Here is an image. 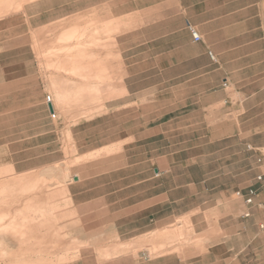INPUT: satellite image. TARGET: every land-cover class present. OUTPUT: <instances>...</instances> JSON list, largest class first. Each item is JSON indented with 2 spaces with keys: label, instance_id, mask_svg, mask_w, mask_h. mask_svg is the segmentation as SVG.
<instances>
[{
  "label": "crops",
  "instance_id": "1",
  "mask_svg": "<svg viewBox=\"0 0 264 264\" xmlns=\"http://www.w3.org/2000/svg\"><path fill=\"white\" fill-rule=\"evenodd\" d=\"M71 8L75 18L90 14L97 22L95 27L108 36L89 51L95 55L92 61L103 56L100 48L107 47L116 66L106 86L114 96L105 105L106 113L69 124L68 152L45 101L51 82L57 79L68 93L92 94L101 81L92 73L72 76L45 70V62L34 56L31 44L22 37L59 24ZM17 14L24 17L26 32L0 39V55L12 59L9 71H0V86L9 89L3 94L14 96L12 110L22 112L16 116V126L29 128L25 136L14 140L19 149L8 162L13 173L31 177L56 163L72 162L69 173L73 178L65 184V191L74 222L91 236L117 239V253L136 252L137 264H264V228L260 227L264 189L257 186L264 174L258 163L251 171L262 174L261 180L252 182L250 173L243 183H236L249 165L243 162V166L246 158L238 152L239 179L227 184L212 178L210 161L203 167L194 166L199 155L190 148L173 149L158 133L138 135L137 140L128 132L113 138L115 128L123 131L130 126L131 110H139L146 102L141 98L138 103L131 101V94H152V101L158 103L160 78L152 89L131 88L144 74L131 73V65L143 63L150 46L154 60L164 59L174 70L170 78L176 84L177 119H188L187 127L230 126L231 133L223 130L217 141L233 136L234 145L241 144L243 135H252L241 129L251 118L242 122L241 116L255 107L253 97L264 87L258 83L264 79V0H74L72 4L33 0ZM189 26L198 32L199 41L193 40ZM99 119L109 129L103 131ZM52 135L56 140H50ZM201 155L210 157L206 152ZM249 187L256 195L247 205L236 192ZM245 212H249L247 217ZM149 247L155 250L153 258Z\"/></svg>",
  "mask_w": 264,
  "mask_h": 264
},
{
  "label": "rangeland",
  "instance_id": "2",
  "mask_svg": "<svg viewBox=\"0 0 264 264\" xmlns=\"http://www.w3.org/2000/svg\"><path fill=\"white\" fill-rule=\"evenodd\" d=\"M30 1L33 0H0V39L10 38L18 32H26L28 28L23 23L25 22L24 17L21 14H17V12L21 10L25 3ZM73 1L67 0L70 4ZM67 11L68 15L66 19L60 21L59 24L56 23L50 27L40 28L41 30L38 33L23 36L22 38H24L25 43L31 44L34 56L38 60L45 62L46 66L42 65L46 70V67L52 69L48 65L58 59L56 55L49 54L50 47L59 44L56 38L64 32V35H67L73 31L85 30V35L81 39L84 45L81 49L75 51L76 57L71 58L69 63L78 66L79 69L75 75L83 76L92 73V75L99 78L101 83H98L97 89L91 90L92 94H80L77 92L68 93V91L61 89L62 83L58 82L57 79H53L51 82V93L48 95L52 99L50 107L54 110V122L57 127L58 136L64 143L63 145L66 150L70 152L69 124L79 119L106 113L105 105L114 97L107 93L106 86L116 63L115 58L109 54L107 47L100 48L104 49L103 56L95 60L96 62L92 61L95 55L89 51L95 49L96 45L94 46V44L104 43V40H107L108 36L103 30L101 31L95 27L97 26V22L90 19V14L82 18L79 16L75 18L72 8ZM84 22V25H76ZM64 27L67 29H63ZM45 40L49 41L46 42ZM73 41L75 42V40ZM144 55L143 63L131 65V73L144 72L143 76H140L139 84L135 80V82H132L131 88L137 90L139 86H145L152 89L153 83L161 79V85L159 84L160 91L156 95L158 103L152 101L154 98L152 94L146 93L143 96L131 94V101L138 103L139 100L137 99L141 98L140 100L146 99V102L144 105H140L139 110H136L135 107L131 110L130 126L124 127L123 131L121 128H115L116 131L113 133V138H119V136L128 132L135 136V140H137L138 135L158 133V135L164 138L165 144L172 146L173 149L190 148L195 156L199 155L195 159L194 166L199 165L203 167L206 161H210L209 167L211 176H213L212 178L216 181L223 180L227 184H231L239 179V172L237 171L240 170L241 166L238 152L243 153V157L246 159L242 163L245 162L246 164V162H249V165L243 163L245 167L243 168L244 173L241 175L242 179L236 181V183H243L247 179L245 174L250 173H252V182H256L257 176L260 173L257 175V170L251 171V167L257 166L258 163L263 168V171L261 168L258 170L264 174V87L259 88L258 93L253 97L255 107L241 116L242 122L248 121L251 118L250 122L244 124L241 129L242 132H252V135H248L249 137L243 135L241 144L236 145L232 143L235 138L233 136L227 135L224 141H217L218 136L223 134V130H225V134H228L231 133L232 127H187L186 124L189 123L188 119H177L176 116L179 115V111L176 110V103L174 102L176 97H178L175 94L176 84L175 79L170 78V76L174 75L172 65L164 59L160 63L157 60L155 61L154 49L151 46L146 47ZM11 60L9 55H0V71L8 72ZM102 67L105 68L104 74L99 73ZM54 71L57 72V70ZM155 72L158 74L160 72L161 75H155ZM100 78L103 79L100 80ZM8 79L9 74L6 80ZM82 80L85 81V78H82ZM55 83L60 85L59 89L61 93L67 94L64 100L56 101L55 97H53V91L57 90L55 88L56 85H54ZM258 83L260 84L259 86L264 85V79L259 80ZM8 90V87L2 88L0 86V184H5L7 179L12 177L21 179L11 182V189L17 191L12 202V213L15 210H20L24 206V202H26L27 206L20 211L18 216L32 221L34 226L32 231L33 237L43 236L44 238V246H42L43 248L41 247L43 254H36L38 248L31 247L30 249L33 251L28 257L21 254L20 251L22 249L19 248L15 239H11L10 249L17 252V254L10 261V264H124L122 257H126L127 261H124L126 264H137L139 259L133 249H130L133 253L121 256L117 253L118 249H116V246H119V243L116 242L117 239L91 236L93 233L82 232L80 225L74 222L75 213L67 205L68 196L65 191V184L73 178L72 174L69 173L72 162L68 160L56 163L48 167L43 173L41 172L31 177L13 173L8 162L11 156H16L15 154L17 153L15 152L19 149L18 143L14 140L25 136L29 128L26 126H16V116L22 112L12 110L15 103L13 101L14 96L3 94V91L8 92ZM82 90L86 92L90 91L86 88ZM45 101L49 104L46 97ZM136 103H134V106H136ZM154 104H156L157 112H154ZM73 107L74 110H61ZM138 115L142 117L140 121L137 119L140 118ZM102 120L99 119L98 121L102 123L100 128L103 131L109 129L106 126L105 120ZM144 122L148 124L142 126ZM226 122L228 123V120ZM55 138L56 135H52L50 140H56ZM188 138L192 139L191 143L185 142ZM206 138H209L211 142L207 144L205 142ZM246 138H250L251 141H247ZM41 141H45V139H39L40 143ZM247 143H250L252 149H247ZM22 146L25 147L26 145ZM202 152L209 153V159L202 156ZM259 158L261 159L260 162L258 161ZM23 186H28L29 188L25 193H20L19 189ZM257 186H263L264 189V177L263 181L258 183ZM143 246L146 247L145 244ZM149 251L152 253L150 257H155V254H153L155 250L149 247ZM0 264H5V262L2 261Z\"/></svg>",
  "mask_w": 264,
  "mask_h": 264
},
{
  "label": "bare ground",
  "instance_id": "3",
  "mask_svg": "<svg viewBox=\"0 0 264 264\" xmlns=\"http://www.w3.org/2000/svg\"><path fill=\"white\" fill-rule=\"evenodd\" d=\"M84 35L85 30L81 29L62 36L59 39V44L52 45L49 49V54L56 55L58 59L55 62L52 61L48 66L53 70L64 71L65 74H77L79 69L78 66L69 63V60L75 58V51L83 47L84 44L81 42V39ZM72 40H75V42H72ZM99 73L104 74L105 68L102 67ZM54 85H56L55 88L57 90L53 91V97H55L56 101L64 100L67 94L64 95L63 92L61 93L59 89L60 85L57 83ZM19 180L21 179L12 177L7 179L5 184H0V262L3 261L5 264H10V261L15 258L17 254V252L10 249L11 239H15L19 248L22 249L20 251L22 255L28 257L33 251L30 249L31 247L38 248L36 254H43V249L41 250V247L44 246L43 236L33 237L32 231L34 226L32 221L25 217L18 216L20 211L27 206V203L24 202V206H22L20 210H15L12 213V202L17 191L11 189L10 186H12L11 182ZM28 188V186H23L19 189V192L25 193Z\"/></svg>",
  "mask_w": 264,
  "mask_h": 264
},
{
  "label": "built area",
  "instance_id": "4",
  "mask_svg": "<svg viewBox=\"0 0 264 264\" xmlns=\"http://www.w3.org/2000/svg\"><path fill=\"white\" fill-rule=\"evenodd\" d=\"M189 31H190L191 36H192L194 41H199L200 40V36H199L198 32L194 28L189 26ZM209 56H210L211 59H214V57H213L211 52H209ZM222 86L225 87L226 86V82H223ZM46 99H47L49 105H51L50 98H49L48 95L46 96ZM50 114H51L52 117H55L54 116V110L52 108H51ZM247 149L250 150L252 148L250 146H247ZM258 161L260 162L261 159L259 158ZM262 177H263L262 174L258 175L257 176V180H261ZM236 195L243 196L245 204L250 205V204L253 203V199H254V197L256 195V190L253 187H249V188H247L246 192L237 191ZM248 215H249V212H245L244 213L245 217H247ZM260 227L264 228V223L260 224Z\"/></svg>",
  "mask_w": 264,
  "mask_h": 264
}]
</instances>
